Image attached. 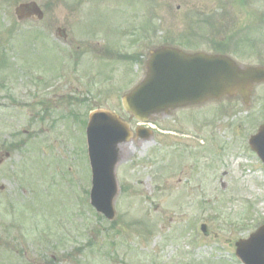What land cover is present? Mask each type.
I'll list each match as a JSON object with an SVG mask.
<instances>
[{
	"label": "rangeland",
	"instance_id": "rangeland-1",
	"mask_svg": "<svg viewBox=\"0 0 264 264\" xmlns=\"http://www.w3.org/2000/svg\"><path fill=\"white\" fill-rule=\"evenodd\" d=\"M30 1L44 12L41 22L17 20L15 7ZM69 1L77 6L72 9ZM93 1L0 0V39L5 48L14 50L20 41L21 47L36 49L44 61L51 53L46 48L54 51L46 44L49 39L64 52L70 47L66 52L74 55L72 61L64 60L71 72L70 76L64 72L66 80L48 78L55 76L57 62L51 67L39 63L44 70L40 73H46L38 85L14 68L0 73L5 86L0 92V145L23 137V144L0 170L6 183L2 199L13 206L6 212L9 216L0 217V224L8 225L0 238L1 258L21 249L25 250L21 264H240L228 251H234L235 242L255 231L264 218V178L254 157L243 154L253 121H246L248 114L238 98L153 116L150 124L164 134L154 129L147 138L133 135L119 144L127 151L115 167L112 221L88 204L91 171L85 128L72 122L75 118L69 113L78 112L87 120V111L108 109L127 120L121 97L144 77L148 52L162 45L225 53L243 66L263 65L264 0ZM85 6H91L87 13ZM151 17L158 29L153 26L143 36L138 29ZM57 28L66 30V41L54 39ZM34 31L42 37L32 39ZM134 36H143L144 43L134 51L137 62H129L122 55L132 53ZM101 50L105 58L114 59L106 60L109 66L96 61L99 74L89 73L85 66ZM30 55L22 52L12 61L30 67ZM77 75L80 81H75ZM56 87L57 94L52 95ZM258 94L256 89L250 111L257 109ZM67 95L84 102L70 106ZM38 98L58 105L37 115ZM130 122L139 126L135 119ZM168 127L187 134L173 138L166 134ZM20 183L22 194L15 193ZM197 222L206 223L209 236L192 232L199 229ZM40 231L42 238L36 243Z\"/></svg>",
	"mask_w": 264,
	"mask_h": 264
},
{
	"label": "water",
	"instance_id": "water-1",
	"mask_svg": "<svg viewBox=\"0 0 264 264\" xmlns=\"http://www.w3.org/2000/svg\"><path fill=\"white\" fill-rule=\"evenodd\" d=\"M20 10L37 12L34 4ZM264 80L259 69H240L224 56L187 55L171 48L150 53L145 79L122 99L124 109L139 120L176 107L240 94L244 100L254 82ZM129 139L128 126L110 113L94 112L88 127L93 171L91 202L112 219L116 194L114 168L119 143ZM244 264H264V226L249 239L237 243Z\"/></svg>",
	"mask_w": 264,
	"mask_h": 264
},
{
	"label": "flooded vegetation",
	"instance_id": "flooded-vegetation-1",
	"mask_svg": "<svg viewBox=\"0 0 264 264\" xmlns=\"http://www.w3.org/2000/svg\"><path fill=\"white\" fill-rule=\"evenodd\" d=\"M239 33H241V32H239ZM262 66H264V64ZM262 85H264V84H262ZM259 108H260V111L262 112L263 115L258 117L259 118L258 127L261 126L262 124H264V99L262 97H261V102H260ZM259 139L261 141V144L264 145V135L260 136ZM246 143L248 145V138L246 140ZM8 155L10 156V153L8 151V147L5 146V143L1 144L0 145V170L5 165V163L8 161V158H9ZM263 156H264V153H263ZM259 164H260V167L262 169V176H264V165H263L261 160H259Z\"/></svg>",
	"mask_w": 264,
	"mask_h": 264
},
{
	"label": "bare ground",
	"instance_id": "bare-ground-1",
	"mask_svg": "<svg viewBox=\"0 0 264 264\" xmlns=\"http://www.w3.org/2000/svg\"><path fill=\"white\" fill-rule=\"evenodd\" d=\"M126 147L125 146H120V148H119V155H121V156H123V155H125L126 154Z\"/></svg>",
	"mask_w": 264,
	"mask_h": 264
}]
</instances>
